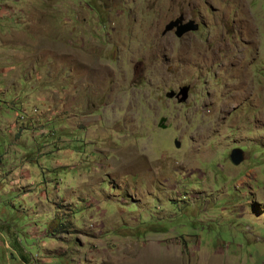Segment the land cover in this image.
Returning a JSON list of instances; mask_svg holds the SVG:
<instances>
[{"label":"rangeland","instance_id":"374dc122","mask_svg":"<svg viewBox=\"0 0 264 264\" xmlns=\"http://www.w3.org/2000/svg\"><path fill=\"white\" fill-rule=\"evenodd\" d=\"M0 264H264V0H0Z\"/></svg>","mask_w":264,"mask_h":264},{"label":"water","instance_id":"95a60500","mask_svg":"<svg viewBox=\"0 0 264 264\" xmlns=\"http://www.w3.org/2000/svg\"><path fill=\"white\" fill-rule=\"evenodd\" d=\"M174 28V33L176 36L181 37L184 33L195 31L198 28V24L193 19H188L184 21L183 15H179L176 19L171 20L165 26V30H170ZM189 93V86L184 85L179 87L178 92L173 90L166 93V96L171 98L175 97L178 102H184ZM174 145L176 147L180 146V142L178 140H174ZM229 158L231 162L235 165H238L244 159V152L239 148H232L229 153Z\"/></svg>","mask_w":264,"mask_h":264}]
</instances>
